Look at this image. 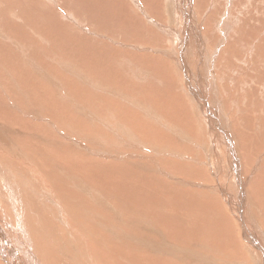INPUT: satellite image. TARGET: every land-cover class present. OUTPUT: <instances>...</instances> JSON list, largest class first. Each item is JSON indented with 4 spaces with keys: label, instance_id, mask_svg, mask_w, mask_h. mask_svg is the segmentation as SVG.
I'll return each instance as SVG.
<instances>
[{
    "label": "bare ground",
    "instance_id": "6f19581e",
    "mask_svg": "<svg viewBox=\"0 0 264 264\" xmlns=\"http://www.w3.org/2000/svg\"><path fill=\"white\" fill-rule=\"evenodd\" d=\"M68 1L72 2L71 5L72 13H74L73 10L75 9H78L79 11L81 10V8H77L78 5L75 6V4L73 3H81L83 6H86L83 2H80V0L79 1L68 0ZM96 1L97 0H92L91 2L95 4ZM114 1L115 0H113V2ZM125 1L131 3V5L133 4L134 7H129L126 9V6L123 5L124 0H117V3H115L113 6L115 7V12H117V15L116 14L114 15L112 12H110L111 14L105 17L106 13L104 9H102V14L104 15L103 23L92 22V24L90 25L86 23L88 22V20L91 21L88 17L92 15L96 16L98 14L96 13V11L94 12V9L90 8V6H87V8H85L82 11H84L83 12L84 15H86L85 12L88 15L83 16V14L79 13L78 15H76V21L78 22H75L74 24L71 25H67V27L69 26L72 30L78 33L75 34L76 36H74V38L77 41L80 42L79 38L81 39L82 36L84 38L85 34L87 35V37L89 35L95 37V39L88 41L89 42L88 44H90L89 46H91L94 41H98L99 45H93L92 47V50L96 48L97 51H99V53L95 54L94 56L92 53V57H91L92 63L95 60L96 61L93 64L90 62L91 68L92 65H94L96 68H98V73H100L101 71L106 72L107 70L105 69V67L110 71H112V77L110 76V80L111 78L112 80L110 82L108 89L106 90L107 95L105 89H103L104 91L102 92V100L107 102L106 106L108 107L105 108L107 110L101 114L100 113L93 114L90 118H88L89 120L82 118L83 120L82 119H81L82 121L80 120L82 122V125L79 123L78 117L75 116L73 113V111L76 110L74 107V100L76 98L72 99L74 98L73 92H71L69 86L65 87L64 85L70 83L68 81H71L70 77L71 75L73 76L75 74L74 72L79 70H89L90 68H85L88 66V61L84 58L85 56L84 52H80L78 50L79 47L77 48L75 46L68 45L67 43H69V41L67 42L68 39L65 40V38L67 37L64 38V34L62 33V30H59L58 27L55 28L51 23V20L47 19L49 13H51L56 20L58 19L57 18V15L59 13L58 7L51 0H45L44 2H42L41 3L42 6L45 7V5L46 6L49 5L51 9L49 10V13L45 14V16L47 17L46 19H44L45 23L39 25L37 24L36 26H34L33 24L32 26H29L30 25L29 22H28L29 25H27L25 23V18L22 20L19 27L17 25L8 24L6 22V19L4 21V17H6L4 16V14H3V19H0V53H1L0 60H2V62L0 61V132H2V128L5 126V128H7L10 131L8 135H11L10 138L15 142L14 148L17 149L15 150L8 143L3 144L0 139V264H74L75 261L73 260L75 258H78V256H79L78 258L79 260L84 259L79 264H91L97 258L98 260L94 262V264H145V263L162 264V261L161 263L158 261L152 262L151 261L152 258L150 259V257L148 256H143L141 252H138L136 250L132 258L127 255V250L119 245L114 247L111 254V256L113 257L106 258L104 256L102 247L104 244L107 245L108 243L106 242L105 239L106 237L104 238L100 233V231L103 229V226H101L102 224L99 223L104 222L103 224L104 227L107 228L108 230L113 231L114 234H116L115 232H117L118 230L119 231L122 230V228H119L117 222H115V220L118 219L120 220V218L113 219L112 217V219H109L107 215H105L104 213L105 208L99 206V203L103 204V202L101 201L103 195L105 194L104 193L105 188L103 186L102 181L104 177H106V175H104V169L101 168V165L96 171H93L94 168L90 169L86 165V162L84 161L85 159L83 160L82 158V154H84V152L81 151L84 145L79 140L74 139V137L78 136L76 134V129L79 132L85 130L87 131L91 130L92 132L91 134L93 137H95L96 139H100V142L102 140L103 143L107 146V148L109 145V148L108 149L106 148L105 150V152L107 153L104 152L103 156H109L110 158H113L115 160H121L124 159L125 156L130 158H135L133 154L135 153L138 154V158H136L138 160L142 158L148 159L145 163L135 161L134 164H130V165L134 169L144 168L143 170L145 172L144 173L145 175L150 174L154 176L155 174H158L157 172L161 174L163 172L162 175L165 177L164 179L166 183H167L166 181L167 179H172L175 180L176 182L180 181L179 183L184 181V179L182 177L171 176L169 173H171L172 171L169 170L170 168L167 165L164 166L162 165V163L160 162V160L163 161L162 159L158 158L157 159L158 163L151 165L154 158L160 156L161 152H167V153L173 152L174 155H177L178 153L177 156L180 157L182 160L195 161V160H199L200 158L198 159V156L197 158L196 156H193L194 154H196L195 150H193L194 152H191V150L189 151L188 148L189 146L196 148L198 149L199 152L204 154L206 160L204 159L205 162L203 163H201L200 161L194 162L192 163L193 166L194 164H196L197 166L198 165L208 166V167L211 166L212 169L215 171L214 172L215 175H213L215 179H218L220 177L217 173H221V169L217 170L218 165L222 163L224 164V160L229 158L231 162H228V164L233 162L234 166L238 170L229 169L227 172L232 175V179H229L227 177V179L224 182L222 179H219L218 187L221 190V192L224 193L225 201L227 202L228 205H232L233 207L234 205H236L234 201H239L247 206V208H243L239 211V213L242 215L246 214L242 216L243 218H245L246 221L240 220L242 227L239 226L240 230L243 229L242 235L246 241L236 240V243L242 245L245 253L248 252L249 253L248 256H253L254 260H257L259 262L258 264H264L263 258H261V255L258 252L260 248H258L255 243V242H259L264 245V228L261 223L262 221L264 222V219L260 220L258 217H256L255 213H253L252 211L250 212V209L256 206L257 203L252 198L251 196L252 193L247 188V177L245 176V179L243 178V175H245L244 167H246L244 166L245 163L243 162L242 159V155L244 151L240 155L237 154V157H234V151H233V149H236V151L247 150L252 152L253 155H258L257 157L258 159H256L257 161L255 160V162L250 164V166L248 167L250 169H255V170L259 169L261 171H264V164H263L264 149L256 145L257 143L264 142V140H259L254 143H251L249 141V136L251 133H257L261 135L260 134V130H261L262 131L261 136H264V104H262L261 106L258 104L256 107L251 106L252 108H256L257 113L261 114V117L259 118H257L255 114L253 115L252 119H254L255 121L252 124L246 121L241 123L238 122L237 120L236 122H238V125L232 126L227 120L228 116L235 118L233 114L234 105L232 98H238L239 96L236 95L235 97L233 92L238 88L235 89L234 86H238V85L242 86L243 87L242 92L244 93L245 90H247L246 88H248L250 82L252 81L253 75L256 73V71L259 70L260 72V74L256 75L257 77L261 76L262 72H264V53H261V51L264 49V38L261 35L264 30H261L260 27H257L255 25L256 22L257 23L259 22V20L257 21V19H259L261 16V5L264 4V0H235L233 4L231 3L230 16L232 15V17L231 18L229 17L228 23L225 27L222 26L223 24L222 19L223 17H225L224 13L226 15L225 12L226 5L231 0H149L148 3L152 7H155L153 8V16L150 14L145 15V18L147 20L146 25L138 24L137 28L134 26V23L132 21L134 20L132 18L133 17L132 15H134V13L135 14L142 13V11H144L145 2L143 0H125ZM58 4L60 5L61 9L64 12H66L68 7L67 1L59 2ZM217 4L221 5V6L219 5L217 9L221 8L222 12H216ZM29 6L30 8H28ZM29 6L26 7L25 9L34 11V9L38 7V6L36 7L34 3L32 4L30 3ZM7 8L8 5L4 6L1 13H4L7 10ZM165 9L166 12L169 9L171 10L168 15L166 13L167 15L166 19L174 25V33L177 35V39L179 43H182L184 40V36L188 26V21H187L188 15L191 19L194 18L195 22L197 21L200 22L201 28L203 30L205 29L204 26H207L205 24V17L206 19H210V17L213 16L214 25L211 24L210 29L205 31V35H201V37L205 40L206 49L208 52H212L214 49H216L218 46L217 45L218 42L221 39H223L222 35L220 36L218 32L222 29L226 34L227 39L226 40L223 39V40L224 43L227 41V44L226 47H224L220 52L221 58H219L218 65L215 67V69L211 70V73L209 74L206 73L205 62H204L203 73H200L198 71L199 77L201 78L200 82H203V85L202 84L200 85L198 82L195 83L192 82L194 75H193V71L191 70V66L195 65L194 62L195 59L201 60L204 58V55L202 53L195 52L190 58L187 57L186 59L185 57H183L185 81L182 78L181 79L182 81H180L178 87L180 90H182L180 93L182 100L187 101L188 103L193 102L194 104L191 103L192 108L197 106L195 107V111H201L202 115L199 117L196 113H193V110L191 108V115L193 116V114H196L200 118L199 125L202 123V127L203 128L205 127L204 132L208 133L209 139L206 140L204 144H199L196 142L193 144L184 143L185 141L188 142L187 139L188 137L185 139L186 135L182 136L181 133H179L180 128L178 126V121L180 119H178V117H182L180 115L182 114L186 118L187 115L185 114V112H179L180 114L178 112H175L176 110L178 111L177 106L175 107L176 110L173 112L174 115H172V119L171 118L167 119V121L170 122L171 127H166L167 125L164 126V124L160 121V118H164L166 114L169 113H165L159 110L157 107L156 108L150 107L149 105L150 101L152 102V100L155 99V97L158 96L159 94L153 91L152 93H155L156 96L152 97L149 95L148 93L149 89L147 88L148 87L147 80L154 79L155 77L158 79V74L156 75L154 73L155 75L154 78L149 76L150 71L151 72L156 71L154 70L155 68L154 66H151L150 69H148L149 63L146 62V60L138 61L136 57L134 58L136 60H134L132 56L129 57L128 55H122V52H120L121 55L115 54L114 57L108 54V47L111 48V53L112 51L115 50L116 47L122 48L126 51L128 50L130 51V49L139 50L140 49L139 47L143 46L144 43L141 40H139L141 38H139L138 40L137 38L139 36L140 37L143 36L151 39V43L154 45V47H156V49L160 53L159 56L163 54L165 59L166 57L169 58L167 54L169 46L166 39V35L164 33V28L166 27V23H167V21H165L164 18ZM187 9H189V14L187 12ZM89 11L93 12V14L90 15ZM155 11L159 12L158 16L155 15ZM203 13L205 16L201 18V15ZM216 15H218L219 18ZM42 17H38V18L42 19ZM117 18H119V20ZM168 18H170L171 20H169ZM110 19L114 22H118L117 23L118 25L116 27L110 28L109 26L111 25V23L110 24L106 23ZM56 24H58L59 26L61 24L66 25V23H62L60 20L59 22L56 21ZM85 24L88 25V26L86 25L87 28H84ZM100 25H102L101 27H103V29L101 30H99L101 28ZM147 25H150V29L149 27H147ZM92 26H94V28H91ZM109 30L113 32H111V34H108ZM67 33L69 34L68 31ZM250 33L252 35H250ZM36 37L40 41H38ZM107 39L113 41L112 42L114 45L113 47L109 46L108 43L104 44V42L107 41ZM101 41L105 46H100V44L102 43ZM53 44H54V48H53ZM145 44H147V42H145ZM48 45H51V48L48 47ZM228 46H229L228 55L227 57L223 58V54L226 52ZM68 47H70V49ZM148 47H150V45ZM10 48L15 50L14 56L16 62L21 66L20 70L16 69L18 68V66L16 68L13 67V64L10 60L11 58H13V55H9L11 52ZM71 51H74L75 54L74 55L71 54ZM141 51H142V47H141ZM246 52L252 53L251 55L249 54L247 55L250 57L245 56ZM134 54H136V52ZM98 55H102V56L99 57ZM49 56L54 58L51 59L52 62L53 61L56 62V60H60V62L63 60H67L64 63L65 70H63L64 71L63 74L52 66L54 62L52 63V65L50 64L49 60L47 59V57ZM95 56H98L99 58L93 60ZM23 58L27 59L26 64L22 63ZM251 58L254 59L256 65L252 63V65H255L253 67L254 69L246 70L249 68L251 64V63L248 64V59L251 60ZM72 62L75 64V66L73 64L74 67L72 66ZM157 63H159V61ZM201 64L203 65V63ZM54 66L56 67V65ZM163 68L165 69V67ZM261 69L263 70L262 72ZM224 70H226L227 72H225ZM16 71H22V72H16ZM98 73L94 74L93 76L94 79H95V75H97ZM142 73H143V82L141 75ZM91 76L92 75L88 74L85 77V79H87L88 77L91 78ZM162 77H164L163 74ZM99 78L97 80H99ZM229 79H231L232 81H230ZM154 81L155 80H153V82ZM43 82H46L47 86L45 85L46 86L45 88H43L41 85ZM205 82H208V85L204 86ZM71 85L73 84L71 83ZM207 87H211L212 90L217 93L216 99H210L211 100L210 101L206 97L205 95L206 91H204V89ZM76 88H78V90L81 91L87 99H89L90 96L92 97L96 96L100 98V95L96 92L85 94V89L83 90L82 86L80 85H77ZM89 88L92 87L90 86ZM99 88H96L95 86V89H99ZM165 88L168 91L161 90L160 94L163 98V101L168 104L170 102V101L168 102V98L170 96L168 82H165ZM26 99H28V101H26ZM92 99L94 102H98V99L95 98ZM225 101H229V103L227 104V102ZM110 102H113L114 104H110ZM237 103L238 100H236V104ZM115 104L118 106L120 104V106L123 107L121 109V114L120 113L117 114V111L119 112L120 110L119 109L117 110ZM138 105L144 109L143 113H145L144 114L145 117L141 112H139L138 108H137L138 109L137 112H134L132 109L128 108V106L137 107ZM179 105L180 102L178 106ZM86 107L88 106H85L84 108ZM77 108L81 110L83 109V106L77 104ZM96 109L90 107L88 110L83 109V111L85 115L87 114L90 115L92 113L97 112ZM110 112L111 113L115 112L116 114L115 117H117L118 122H116L115 124L111 120H109V118L107 121L108 116L105 118L106 113H110ZM192 116H190V118ZM140 118L142 119L149 118V120L145 123V126H150L151 131L153 130V127L155 125L160 132H163L164 130L163 128H165L166 131H168L167 130L168 128H171L172 131H176L177 134L173 138L177 140L178 146H175L174 149L171 150V145L173 144L170 145L165 143L161 151V146L159 148V145L156 146L155 143L157 142V138L151 140L152 137L142 134V132L138 129L139 127L136 126L137 120L140 122V125L143 122L140 121ZM202 118H204L205 120H203ZM259 124L261 125V127H263V129L260 128ZM182 126L184 125L182 124ZM59 129H61L60 132ZM73 129L75 130V133L73 132ZM65 131L68 132L66 133ZM22 132L26 138L33 136L35 140L23 141L20 135L22 134ZM57 134L58 135L66 134V142L60 143L62 150L60 149V145H58L59 141L57 140L56 137ZM204 136L205 135H203V137ZM190 137L194 138L193 136ZM242 139H244L242 141L243 145L240 144V140ZM182 140L185 141L183 142ZM200 140L203 141L202 139ZM94 142H95L94 139L90 136L87 142L90 149H91V145L94 144ZM42 144L44 146H42ZM186 145L187 147L185 148ZM29 146H32L33 148H30ZM147 146H149L150 150H153L154 152L151 151V153L149 154L147 153V151H144L143 147L147 148ZM115 147L120 149L122 148L121 149L122 151L115 150L114 149ZM133 147L141 152L135 151L131 153V149ZM94 149H96V146ZM159 149L160 151H158ZM78 151H80L81 153ZM61 152L68 154V157L63 155ZM94 152H96V154L98 155L97 153L98 151H94ZM85 153H86L85 157L87 158L90 157L87 150L85 151ZM205 157L202 156V158ZM176 158L175 160L177 161L178 159ZM79 160L81 161L79 162ZM83 161H84V165H80V163L83 164ZM199 166L197 168H200ZM145 167L146 169L152 172L151 173L147 172L145 170ZM11 169H13V171ZM124 169L127 171L128 166L126 165ZM155 169L157 170V172ZM58 172L67 174V182L71 187V190H75L78 187L94 188V192L96 194L95 197L96 208L94 210H91V205L86 204V201L82 198L84 197V195L80 197L79 193H75L72 196L73 199H76L77 201L76 204L69 203V200L65 199V197H64V204H56L58 197H55V200H53L54 196L52 193V189L54 184L59 183ZM75 172L78 175H76ZM92 173L94 174V177L96 179L95 182L96 185L93 184L94 186L92 185L90 180H88V175ZM236 173L237 176L239 175L237 179H235ZM254 178L258 181L257 184L258 186L256 188L257 189L264 188V174L262 176L254 177ZM35 183L38 184L34 185ZM25 186L28 188L29 191L25 190L26 188ZM119 189H121V187H117L115 190V193H117V195L122 193V191H119ZM140 189H142V187ZM63 191L67 193L68 191H70V188L64 187ZM172 191L173 189L170 192ZM5 192L7 195L4 194ZM143 192H145V190ZM134 195H135V200H137V198H140V193H138L137 191ZM85 196L89 197V195L87 194ZM125 197L121 199V201H123V203H125L126 205L123 206V209L129 212L132 215V217L138 216L133 211L135 208V200L130 197L129 192L125 193ZM145 202H148V199L145 198ZM257 202L264 203V200ZM126 203H130V204H128L127 206ZM200 203L201 202H199L196 206L200 207ZM23 204H25L27 207L24 211H21ZM204 204L205 203H203V207ZM42 205L44 207H42ZM156 205L158 204L156 203ZM150 209L154 213L156 212L153 208ZM260 209L264 210L263 207H260L258 208V211H260ZM10 210H13L14 215L18 217V220L15 219L16 222L14 221L13 216H10L8 214ZM174 210H180V209L176 208ZM203 211L205 212L204 214L205 216H207L208 219L214 218L213 220H216L215 222L216 229L214 228L216 233H214V235H216L217 237H224L226 239L219 242L217 239H213L212 234H208L207 235L208 239L203 238V242L204 243L206 241H209L210 243L215 242L217 243L216 244L217 246L221 245V247L222 245L233 246V252H235L236 243L234 242V239L231 236L229 239L228 231L225 228L224 229L221 228L222 226L220 223L222 221L226 223L227 222L226 217H224L222 212H220L219 210L206 209V211L205 210ZM6 215H8L7 216L8 221L2 219V217L6 219ZM147 216L149 218H147L146 216L145 217L140 216L138 218H141L140 221H148V223H145L146 226L149 225V223L156 224L158 231L162 233V227H161L162 224H160L159 219L150 218L151 216L149 215ZM169 216H168L169 217L168 222L170 223L171 226L182 228L180 224L181 221L178 220L179 216L176 215L177 220H175V216L173 214H169ZM184 216L185 217L187 216L186 213L184 214ZM184 216H181V219H183L182 224L188 221L184 218ZM92 218L93 220H90ZM250 219L253 223L250 222ZM86 220H90L89 222H93V223L85 222ZM59 223L65 227V231L61 236H60ZM248 223H251L250 225H252L251 226L252 229L250 228L251 234L248 233L249 230L247 231L248 228L247 226L249 225ZM254 225L257 227V229H255ZM185 226L186 228H188V230H190V227L188 225ZM125 230L126 232L128 231L127 228ZM140 233L142 234V232L139 231V234ZM151 233L153 234L154 232L151 231ZM156 234L158 233L156 232ZM68 236H73V238L76 240L75 242L73 241L68 246H66L65 243L62 244L61 241H64L65 237ZM109 236H111L110 233ZM190 238L191 240L200 243L202 237L201 234L200 235L196 234L193 237L191 235ZM145 240L143 242H145ZM167 241L179 247L180 246L184 247L183 243L178 245V243L172 240V238H168ZM148 246L151 245L148 243ZM252 247L253 248L257 247V250L251 251ZM143 248L141 250H143ZM75 249H77L78 255H76V253L73 255L72 252ZM154 259L156 260L157 258L155 257Z\"/></svg>",
    "mask_w": 264,
    "mask_h": 264
},
{
    "label": "rangeland",
    "instance_id": "374dc122",
    "mask_svg": "<svg viewBox=\"0 0 264 264\" xmlns=\"http://www.w3.org/2000/svg\"><path fill=\"white\" fill-rule=\"evenodd\" d=\"M4 1H6V2H4ZM44 1L45 0H12V1L11 0H0V9H1L0 10V19H3V14H4V16H6V17H4V21L6 19V22L8 24L17 25L18 27L20 26V24H21V22H22V20L24 18H25V23L27 25H29L28 22L30 23L29 26H32V24L34 26H36L37 24L39 25V24L45 23L44 19L47 18L45 16V14L49 13V10L51 8H50L49 5L46 6L45 4H44L45 7L42 6L41 3L44 2ZM51 1H53V3L59 9V13L57 15V18L62 23H66V25L61 24L63 26H61V25L59 26L58 24H56V21L59 22V20L58 19L56 20L55 17L51 13L48 14V18L47 19L51 20V23L53 24V26L55 28L58 27L59 30H62V33L64 34V38L67 37V38H65V40L68 39L67 42L69 41V43H67L68 45L75 46L77 48L79 47L78 50L80 52H84V55H85L84 58L88 61V66L85 67V68H90L89 70H79V71L74 72L75 74L73 76L71 75V77H70L71 81H68L70 83H67V85H64L65 87L69 86L70 89H71V92H73V97L74 98H72V99L76 98L74 100V107H75L76 110H74L73 113H74L75 116L78 117V121L82 125V122H81L83 120L82 118L89 120L88 118H90L93 114H99V113L101 114V113H104L107 110V109H105V108L108 107V106H106L107 102L102 100V92L104 91L103 89H105V91H106L108 89L109 85H110V82L112 80V78L110 80V76L112 77V71H110L109 69H107L105 67V69L107 70L106 72L105 71L104 72L101 71L100 73H98V68H96L94 65H92V68H91L92 53H93V56L95 54L99 53V51H97L96 48H94L93 49L94 51H93L92 47H93V45H99L98 41H94L92 43V45L89 46L90 44H88L89 43L88 41L95 39V37L94 36L92 37L91 35H89L87 37V35L85 33H83V34H85L84 38L82 36V38L80 39L77 36L79 38L80 42L77 41L74 38V36H76L75 34H78V33L75 32L74 30H72L69 26L67 27V25H71V24H74L75 22H78V21H76V15H78L79 13L83 14V16L88 15L86 12H85L86 15H84V13H83L84 11H82L85 8H87V6H90V8L94 9V12L96 11V13H98V14L96 16H94V15H92L93 12L89 11L90 15H92V16H90V17L87 16V17L91 21L88 20V22H86V23L89 24V25L92 24V22H95V23L101 22V23H103L104 22V19H103L104 15L102 14V9H104V11L106 13L105 17L110 15L111 14L110 12H112L114 15L115 14L117 15V12H115V7H113L114 4L117 3V0H115L114 2H113V0H105V2H104V0H99V2L97 0L95 2V4L91 2L92 0H80V2H83L86 6H83L81 3H73V4H75V6H77V5L79 6V7L77 6V8H81L80 11L78 9L73 10L75 14L72 13V8H71L72 2H70L68 0H59V1L57 0L58 3L59 2H63V1H67L68 7H67L66 12H64L61 9L60 5L56 2V0H51ZM100 1L103 2V3H101ZM143 1L145 2L144 11H142V13H137V14L134 13V15H132L133 16L132 18L134 19L132 21H133L134 26L136 28H137L138 24L139 25H146L147 20L145 18V15L150 14V15L153 16V8H155V7H152L148 3L149 0H143ZM234 1L235 0H231L226 5V11H225L226 15L224 13L225 17H223V19H222V23H223L222 26L223 27H225L227 25L229 17L230 18L232 17V15L230 16L231 3L233 4ZM30 3L31 4L34 3L36 5V7L37 6L38 7L36 9H34V11L33 10L30 11L29 9L26 10L25 8L28 7ZM14 4H16L17 6L19 5V6L17 7ZM25 4L28 5V6H26ZM92 4H94V5H92ZM6 5H8L7 10L4 13H1L2 9ZM123 5L126 6V9L129 8V7H134L133 4L131 5V3H128V1H125V0H124ZM219 5L220 4H217L216 9L219 7ZM104 6H106V7H104ZM102 7H104V8H102ZM28 8H30V6ZM166 9H165V12H164L165 13L164 18H165V21H167V23H166V27L164 28V33L166 35V39H167L168 46H169L168 47V51H167V54H168L169 58L166 57V59H165L163 54H161L159 56L160 53L158 52L156 47H154V45L151 43V39H149L147 37H143V36L142 37L139 36L137 38V40L139 38H141L139 40H141L144 43V45L141 46L142 47V51H141V47H139V46H138L140 48V49L138 48L139 50L130 49V51L129 50L126 51V50H124L122 48H117L116 47L115 50L112 51V53H113L112 54L111 53V48L108 47V54H110L112 57H114L115 54L121 55L120 52H122V55H128L129 57L132 56L133 59L136 57V59H138V61H143V60L145 61L146 60V62L149 63L148 69H150L151 66H154L155 67L154 70H156V71H154V72L150 71L149 76L154 78L155 77L154 73H155L156 75L158 74V79L155 77L154 79L147 80L148 81L147 82V86L148 87L147 86H145V87H147L149 89L148 93H149L150 96H152V97L156 96L155 93H152L153 91H155L156 93H159V94H158V96L155 97V99L152 100V102L150 101V103H149L150 107H152V108H156L157 107L159 110H161V111H163L165 113H169V114H166V116L164 118H160V121L164 124V126L167 125L166 127H171L170 126V122H168L167 119H170V118L172 119V115H174L173 112L176 110L175 107L177 106L178 107V111L176 110L175 112H178V113L179 112H185V114L187 115V117L185 118V116H183L182 114L179 113L182 117H178V119H180L178 121V126L180 128L179 129V133H181L182 136L186 135L185 139L188 137L187 138L188 142H186L185 140H182V141L183 142L185 141L184 142L185 144H187V143L193 144L195 142L199 143V144H204L206 142V140L209 139V136H208L207 132H204V128L205 127L204 128L202 127V123L199 125V121H200L199 117L202 115L201 111H195V107H197V106L192 108V104H194L193 102H191L192 103L191 104V103H188L187 101H183L182 100L181 95H180L182 90H180L179 87H178L180 81H182L181 80L182 78L185 81L183 57H185L186 59H187V57L190 58L193 55V53H195V52L196 53H202L204 55V58L201 59V60L195 59L194 60L195 65L191 66V70L193 71V75H194V78H193L192 82H194V83L198 82L200 85L201 84L203 85V82H200L201 78L199 77L198 71L200 73H203L204 62H205V72L206 73L209 74V73H211V70L215 69V67L218 65L219 58H221L220 57V52L222 51V49L224 47H226V44H227V41L224 43V40H223V39H225V40L227 39L226 38V34L220 28L221 30L218 32V34L220 36L222 35L223 39H221L218 42L217 45L219 47L217 46V48L214 49L212 52H208L207 49H206L205 40L201 37V35H205V31L210 29V25L211 24L214 25L213 16H211L210 19H206V17H205V24L207 26H204L205 29L203 30L201 28L200 22H198V21L195 22V19L194 18L191 19L189 17V15H188V17H187L188 26H187L186 33H185V36H184V40H183L182 43H179V41L177 39V35L174 33V25L166 19L167 15L170 13L171 10L169 9L166 12ZM14 11H16V12H14ZM27 12H28V15H27ZM187 12L189 14V9H187ZM216 12H222V9L219 8V9L216 10ZM166 13H167V15H166ZM212 13H214V12H212ZM220 14H219V16H220ZM231 14H232V12H231ZM41 15L44 16V17H42ZM50 15H51L52 18L50 17ZM155 15L158 16L159 12L155 11ZM262 15H263V17H262ZM204 16L205 15L203 13L201 15V18H203ZM216 16H218V15H216ZM219 16H218V18H219ZM240 16H242V15H240ZM26 17L27 18L29 17L30 19L28 18V20H27ZM38 17H42V19H39ZM117 19L119 20V18H117ZM168 19L171 20L170 18H168ZM258 20H259V22H258L259 24L256 22L255 25L257 27H260L261 30H264V4L261 5V16H260L259 19H257V21ZM31 21H32V23H31ZM113 22L114 21H112L110 19L106 23L107 24L111 23V25L109 26L110 28L111 27H116L118 25L117 24L118 22H114V24H113ZM87 24L84 25V28H87L86 27ZM101 26L102 25H100V27ZM147 27H149V29H150V25H147ZM36 28H39V27H36ZM64 28H66V29H64ZM91 28H94V26H92ZM101 29H103V27H101L99 30H101ZM104 29H106V28H104ZM257 29H259V28H257ZM67 31L69 32V34L67 33ZM154 31H155V29H154ZM154 31H153V33H154ZM222 31H223V33H222ZM111 32H113V31L109 30L108 34H111ZM251 33H254V32H251ZM251 33H250V35H252ZM261 35L264 38V31L262 32ZM112 36H113V34H112ZM68 37H70V38H68ZM36 39L38 41H40L37 37H36ZM145 39H146V41H145ZM112 42L113 41H111L110 39H107V41H105L104 44L108 43L109 46L113 47L114 45H113ZM145 42H147V44H145ZM85 43H86V45H85ZM104 44L102 42L100 44V46H105ZM149 45H150V47H148ZM162 45H164V44H162ZM83 46L85 47V49L87 51L84 49ZM48 47L51 48V45H48ZM53 48H54V44H53ZM68 48L70 49V47H68ZM163 48H164V46H163ZM10 51L11 52H10L9 55H13V58L10 59L12 64H13V67L16 68L18 66V68H16V69L20 70L21 66L15 60V56H14L15 50L10 48ZM228 51H229V46L227 47L226 52L223 54V58L227 57ZM135 52H136L137 55L134 54ZM261 53H264V49L261 51ZM71 54L74 55L75 52L71 51ZM138 54H141L142 56L138 55ZM248 54L251 55L252 53H247L246 52L245 56L246 57H250V56H247ZM154 55H155L156 58L154 57ZM98 56L100 57L102 55H98ZM98 56H95L93 60L99 58ZM49 57H47V59L49 60L50 64L52 65V63L54 61L52 62L51 59H54V58H52L51 56H49ZM141 57H142V59H141ZM136 59H134V60H136ZM0 61L2 62V60H0ZM26 61H27V59L23 58V62L22 63L26 64ZM65 61H67V60H63V61H61L62 62L61 63L60 60H56V62H54L52 66L56 70H58L60 73L63 74L64 73L63 70H65V65H64ZM95 61L93 63H95ZM158 61H159V63H157ZM253 61H254L253 58H251V60L248 59V64H250V63L251 64H250L249 68L246 69V70L254 69L253 67L256 65V63H255V61L254 62ZM150 62H151V64H150ZM201 63H203V65ZM252 63L255 64V65H252ZM73 64L74 63L72 62V66H73ZM54 65H56V67ZM63 65H64V67H63ZM74 66H75V64H74ZM163 67H165V69ZM85 68H83V69H85ZM74 70H77V69H74ZM224 71L227 72L226 70H224ZM262 71L263 70L261 69V72ZM16 72H22V71H16ZM96 73H98V74L95 75V79H94L93 76ZM88 74L92 75L91 78L88 77L87 79H85V77ZM162 74H163L164 77H162ZM258 74H260L259 70H257L256 73L253 75V78H252L253 82L252 81L250 82L248 88H246L247 90H245L244 93L242 92V89H243L242 86H240V85L234 86L235 89L238 88L239 90L237 89V90H235L236 92L234 91L233 93H234L235 97H236V95L239 96V97L238 98H232L233 105H234L233 114H234L235 118L229 117V116L227 117V120L229 121V123L232 126L238 125V122L242 123V122H245V121L246 122H250V124H252L255 121L254 119H252L254 114L256 115L257 118L261 117V114L257 113L256 108H252V107H256L258 104L260 106L262 104H264V86H263V84H264V77H263L264 76V72H262L261 76H259L260 78L256 76ZM141 75H142V82H143V73ZM176 76H177V78H176ZM261 77H263V78H261ZM98 78H99V80H97ZM102 79H103V82H102ZM113 79H116V78H113ZM153 80H155V81L153 82ZM229 80L232 81L231 79H229ZM165 82L169 83L170 96L168 98V102L169 101L170 102L168 104L163 101V98H162V96L160 94L161 90H167L165 88ZM43 83H45V84H43ZM43 83L41 85H42L43 88H45L47 86L46 82H43ZM71 83L73 85H71ZM103 83H105V84H103ZM253 83H254V85H253ZM256 84H257L258 87L256 86ZM77 85L82 86L83 90L85 89V94H89L91 92L98 93L100 95V98H98L96 96L95 97L90 96V98L92 97V98L98 99V102H94L92 98L91 99L90 98L87 99L85 97V95L81 91H79L78 88H76ZM206 85H208V82H205L204 86H206ZM90 86L92 88H89ZM95 86H96V88H99V86H100V88L99 89H95ZM230 89H231V86H230ZM204 91H206L205 95H206V97L209 100L217 98V93L214 92L211 87L205 88ZM223 93H225V92H223ZM135 94H136V92H135ZM257 94H258V96H257ZM106 95H107V91H106ZM252 95H253V97H252ZM245 97H247V98H245ZM236 100H238L237 104H236ZM26 101H28V99H26ZM179 102H180L181 106L180 105L178 106ZM225 102H227V104L229 103V101H225ZM77 104L83 106V109H86V110H88L90 107H93L94 109L97 108L96 109L97 112L92 113L90 115H88V114L85 115L83 109L79 110L77 108ZM110 104H114V103L110 102ZM85 106H88V107L84 108ZM115 106L117 107V110L118 109L120 110L119 112L117 111V114L118 113L121 114V109L123 107L120 106V104H119V106L115 104ZM128 108L132 109L134 112H137L138 109H139V112H141L143 115L145 114V113H143L144 109L142 107H140L139 105L137 107H129L128 106ZM191 108L193 110V113H196L199 117L196 114H193V116L191 115ZM100 110H102V111H100ZM115 115H116L115 112L106 113L105 118L108 116L107 117V121H108V118H109V120H111L115 124L116 122H118L117 121L118 119H117V117H115ZM190 116H192V117L190 118ZM144 117H145V115H144ZM202 119L205 120L204 118H202ZM148 120H149V118L148 119L140 118V121L141 122L143 121V122L140 125V122L137 120L136 126L139 127L138 129L142 132V134H145V135H148V136L152 137L151 140H154V139L157 138V142H155V143H156V146L159 145V148L161 146V151H162V147L165 145V143L170 144V145L173 144V145H171V150H173L175 146H178L177 140L175 138H173L177 134L176 131H172L171 128H168L167 129L168 131H166L165 128H163L164 127L163 126L162 128L164 130H163V132H160L156 128V125L153 127V130L151 131L150 126H145V123ZM237 120H238V122H236ZM181 121H183V122H181ZM182 124L184 126H182ZM259 126H260V128L263 129V127H261L260 124H259ZM3 128H2V132H0V139H1L2 143L3 144L8 143L9 145H11L14 148L15 147V142L10 138L11 135H8V133L10 131L7 128H5V126ZM60 130L61 129H59V132H60ZM65 132L67 133L68 131H65ZM73 132L75 133L74 129H73ZM91 133H92L91 130H88V131L85 130V131H80L79 132L76 129V134L78 136L74 137V139L79 140L84 145L82 147V149H81V151L84 152V154H82V158H83V160L85 159L84 161L86 162V165L88 166V168H90V169L94 168L93 171H96V170H98L99 166L101 165V168L104 169V175H106V177H104L102 182H103V186L105 188L104 189V193L105 194L103 195V198H102V201H101V202H103V204L99 203V206L105 208L104 209L105 210L104 213H105V215H107V217L109 219H112V217H113V219L114 218H120L121 223H120L119 219L115 220V222H117L119 228H122V230H120V231L118 230L117 232H115L116 234H114L113 231L108 230L107 228L104 227V225H103L104 222H102V223L100 222L99 223V224H102L101 226H103V229L100 231V233L102 234V236L104 238L106 237L105 239H106V242L108 243L107 245L104 244L103 247H102L103 252H104V256L106 258L113 257V256H111L112 251H113L115 246L119 245L122 248L126 249L127 250V255L132 257V258L134 256L135 250H136L138 252H141L143 254V256H148V257H150V259L152 258L151 259L152 262H157L158 261V262L161 263V261H162V264H258L259 263L257 260H254L253 256H248L249 255L248 252L245 253V251L243 250V246L242 245H239V244L236 243V240H238V241H240V240L241 241H246L243 238V235H242L243 229L240 230V228H239V226L242 227V225L240 223V220L244 221L245 218H243L242 216H244L246 214L242 215V214L239 213V211L241 209H243V208H247V206L245 204L239 202V201H234L236 205H234L233 207H232V205H228L227 202L225 201L224 193H222L221 190L218 187V180L219 179H222L223 182L227 179V177L229 179H232V175L227 172L229 169L238 170L234 166L233 162L228 164V162H231V160L229 158L224 160V164L222 163V164L218 165V169L217 170L221 169V173H217L220 177L218 179H215L213 177V175H215V173H214L215 171L212 169L211 166L208 167V166H199L198 165L200 168H197L198 166L196 164H194V166H193L192 163H194V162H197V161L199 162L200 161L201 163H203L206 160V157L204 156V154L199 152L198 149L190 147V146L188 148V150L189 151L191 150V152H194L193 150H195L196 154H194L193 156H196V158L198 156V159L200 158L199 160H195V161L182 160L180 157L177 156L178 153H177V155H174L173 152H171V153L161 152L160 156H157V158H154V160L151 163V165L155 164V163H158V161H157L158 158L162 159L163 161L160 160L162 165L163 166L167 165L170 168L169 170L172 171L171 173H169L171 176H173V177H182L184 179V181H182L183 183L182 182L179 183L180 181L176 182L175 180L167 179L166 180L167 183H168V185H167V183L165 182V179H164L165 177L162 175L163 172L161 174V173L157 172V170L155 169L158 174H155L154 176L150 175V174H146L145 175L144 174L145 172L143 170L144 168L143 169L141 168L142 170L141 169H134L130 165V164H134L135 161L141 162V163H145L148 160V159H144V158H142L140 160L136 159V158H138V154L133 153L135 158H130V157H126L125 156V158L121 159V160H115L113 158H110L109 156H103L107 146L103 143L102 140L100 142V139H96L95 137H93ZM260 134L262 135V131L261 130H260ZM20 135H21L23 141L24 140H28V141L35 140L33 138V136L29 137V138H26L24 136L23 132ZM197 135H198V137H197ZM199 135H201V136H199ZM203 135H205V136L203 137ZM261 135H259L257 133H251L250 136L248 135L249 136V141L251 143H254V142L259 141V140H264V136H261ZM81 136H82V138H81ZM90 136L95 141L94 144L91 145V149L93 151L89 148L88 143H87ZM190 136H193L194 138H191ZM56 137H57V140L59 141L58 145H60L61 142H66V134L65 135H58L57 134ZM199 138L202 139L203 141H201ZM243 140L244 139L240 140V144H242V145H243V143H242ZM84 142H85V144H84ZM100 145L102 146V148H101ZM256 145L261 147L262 149H264V142L257 143ZM42 146H44V145L42 144ZM95 146H96V149H94ZM29 147L33 148L32 146H29ZM186 147H187V145L185 146V148ZM108 148H109V145H108ZM14 149L17 150L16 148H14ZM60 149L62 150L61 145H60ZM114 149L115 150H121L122 148L120 149V148H116L115 147ZM86 150L88 151V153L90 155V157H88V158L85 157V154H86L85 151ZM143 150L147 151V153H149V154L151 153V151H153V150H150L149 146H147V148L143 147ZM94 151H98L97 152L98 155ZM135 151L141 152V151H139V150H137V149H135L133 147L131 149V153L135 152ZM158 151H160V149ZM233 151H234V157H237V154L240 155L244 151L243 155H242V159H243V162L245 163L244 166H246V167H244L245 168V170H244V174L245 175H243V178L245 179V176L247 177V188L252 193L251 196L255 200V202L257 203L256 204L257 207L256 206L252 207V209H250V212L252 211L253 213H255L256 217H258L260 220L264 219V210L260 209V211H258V208H260V207H263V209H264V205H262L264 203H258L257 202V201H263L264 200V188L257 189L256 187L258 186L257 185L258 181L254 178V177L262 176L264 174V171H261L259 169L258 170L250 169L248 167V166H250V164L254 163L256 159H258L257 158L258 155H253L252 152L247 151V150H242V151L238 150V151H236V149H233ZM78 152H80V151H78ZM176 152H175V154H176ZM61 153L63 155H65L66 157H68V154H66L64 152H61ZM74 153H77V152H74ZM105 153H107V152H105ZM76 156H77V154H76ZM202 156L205 157V158H202ZM175 158L178 159V160L176 161ZM80 161L81 160H79V162ZM84 161H83V164L80 163V165H84ZM263 164H264V162H263ZM126 165L128 166V170L127 171L124 169ZM81 168H82V166H81ZM11 170L13 171V169H11ZM145 170L147 172H149V173L152 172V171H149L148 169H146V167H145ZM122 171H124V172H122ZM75 174L78 175L76 172H75ZM254 175H256V176H254ZM235 176H236L235 179H237L239 175L237 176V173H236ZM93 177H94L93 173L88 175V180H90L92 185L95 184V182H96L95 177L94 178ZM58 178H59V183L54 184L53 189H52V193H53V196H54L53 200H55V197H58L56 204H64V197H65V199L69 200V203L76 204L77 201H76V199H73L72 196L75 193H79L80 197H82L84 195V197H82V198L86 201V204L91 205V210H94L96 208L95 207L96 194L94 192V188H92V187H88V188L78 187L75 190H71V187L69 186V184L67 182V174L58 172ZM75 178H76V176H75ZM114 179H116V180H114ZM130 181L131 182L133 181V182L131 183ZM134 181H135V183H134ZM37 184L38 183H35L34 185H37ZM147 184H149V185H147ZM155 186H157V187H155ZM162 186H163V188H162ZM64 187L70 188V191H68L67 193L64 192L63 191ZM117 187H121V189H119V191H122L121 194L117 195V193H115V190H116ZM141 187H142V189H140ZM159 187H160V189H159ZM172 189H173V191L170 192ZM25 190L29 191L27 187L25 188ZM130 190H131V192H130ZM144 190H145V192H143ZM136 191L138 193H140V198H137V200H135V195H134L136 193ZM127 192H129L130 197L135 200V208H134L133 211L138 216L132 217V215L129 212H127V211H125L123 209V206H126V205H125V203H123V201H121V199L125 197V193H127ZM141 192H143V193H141ZM4 194L7 195L6 192ZM86 194L89 195V197L85 196ZM145 198L148 199V202H145ZM199 202H201L200 203V207H197L196 205ZM156 203L159 206L156 205ZM203 203H205L204 207H203ZM115 204H116V206H115ZM126 204L128 206V204H130V203H126ZM210 205H211V207H210ZM28 206H29V204H28ZM26 207L27 206L25 204H23V207H22L21 211H24L26 209ZM42 207H44V206L42 205ZM150 208H153L156 212L154 213ZM176 208L177 209L179 208L180 210H174ZM206 209H208V210H211V209L219 210L220 212H222L224 217H226V221L227 222L225 221L226 223H224L222 221L220 223L221 226H222L221 228L222 229L225 228L228 231L229 239H230V236L234 239V242L236 243V247H235L236 251L235 252H233V246H226V245L224 246V245H222V247H221V245L217 246L216 245L217 243H215V242H211V243L209 241H206L205 243L203 242V238H207L208 239V236H207L208 234H212L213 239H217L219 242L222 241V240H226L224 237H217L216 235H214V233H216L215 232V229H216L215 222H216V220H213L214 218L213 219L212 218L208 219L207 216H205V214H204L205 212L203 210L206 211ZM10 212H12V213H10ZM119 213H120V215H119ZM185 213L187 215L186 217L184 216ZM8 214L10 216H13L14 221H15V219L18 220V217L14 215L13 210H10ZM169 214H173L175 216V220H177L176 215L179 216L178 220L181 221L180 224H181L182 228H177L176 226H171L170 225V223L168 222V219L170 217ZM147 215L151 216L150 218H158L159 219L160 224H162L161 225L162 233H160L158 231V228H157L156 224H153V223L150 224L149 223L150 226L149 225L146 226L145 223H148V221H140L141 218H138L140 216H143V217L146 216L147 218H149ZM7 216L8 215H6V219L4 217H2V219L8 221ZM181 216H184V218L186 220H188V221L186 223L182 224L183 219H181ZM90 220H93V218L90 219ZM90 220H86L85 222H89ZM123 222H125V223H123ZM250 222L253 223L251 221V219H250ZM89 223H93V222H89ZM251 223H248L249 224L248 226L246 224V226L248 227L247 231L249 230L248 231L249 234H251V230H250V228L252 226V225H250ZM261 223H262V226L264 228V222L262 221ZM236 224H238V225H236ZM59 225H60V236H61L63 234V232L65 231V227L62 224H60V223H59ZM185 225H188L190 227V230H188V228H186ZM132 227H133V229H132ZM254 227H255V229H257V227L255 225H254ZM126 228L128 230L127 232L125 230ZM138 230L140 232H142V234L141 233L139 234ZM151 231L154 232L153 233L154 235L151 233ZM188 231L192 232V233H189ZM156 232L158 234H156ZM185 232H188V233H185ZM109 233H110L111 236H109ZM127 234L129 235L130 238L128 237ZM196 234L197 235L201 234L202 238H201V242L200 243L196 242V241H193L190 238L191 235L193 237ZM260 234H261V232H260ZM252 237H254V236H252ZM146 238L147 239L149 238V239L147 240ZM168 238H172V240L176 241L178 243V245L183 243L184 247H181V246L179 247V246H177V245H175L173 243H169L167 241ZM143 239L144 240L146 239L145 242H143L144 241ZM254 239H256V238H254ZM75 240L76 239H74L73 236H68V237H65L64 241H61V242H62V244L65 243V245L68 246L71 242H73V241L75 242ZM150 240H152V241H150ZM146 241H148V242H146ZM140 243L141 244L143 243V244L141 245ZM148 243L151 246H148ZM255 243H256V246L258 248H260L258 252L261 255V258H263V262H264V245L259 243V242H255ZM166 244H168L170 246H168ZM196 244H198V245H196ZM129 246H131V247H129ZM142 246L145 247V248H143ZM187 246H190V247H187ZM155 247H157V248H155ZM257 247L256 248L252 247L251 251H256ZM136 248H138V249H136ZM142 248H143V250H141ZM159 251H160V253H159ZM131 252L132 253L134 252L133 255H132ZM72 253H73V255L75 253H76V255H78L77 254V249H75ZM145 253H148L149 255L145 254ZM155 257L157 258L156 260L154 259ZM78 258H79V256H78ZM78 258H75L73 260V261H75L74 264H79L80 262H82L84 260V259L79 260ZM161 259H163V260H161ZM97 260H98V258L94 262H96ZM94 262H92L91 264H94ZM156 264H158V263H156Z\"/></svg>",
    "mask_w": 264,
    "mask_h": 264
}]
</instances>
